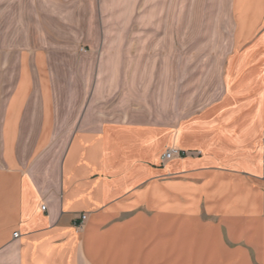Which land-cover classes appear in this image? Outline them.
<instances>
[{"label": "crops", "instance_id": "1", "mask_svg": "<svg viewBox=\"0 0 264 264\" xmlns=\"http://www.w3.org/2000/svg\"><path fill=\"white\" fill-rule=\"evenodd\" d=\"M108 1L0 0V264H264V0H228L211 91L204 78L205 101L182 91L180 109L167 90L164 115L103 110L126 86L119 54L58 92L51 64L76 55L63 39L94 37L72 30L79 5L88 17ZM158 1L119 0L123 36L160 33ZM172 148L189 155L164 164Z\"/></svg>", "mask_w": 264, "mask_h": 264}, {"label": "rangeland", "instance_id": "2", "mask_svg": "<svg viewBox=\"0 0 264 264\" xmlns=\"http://www.w3.org/2000/svg\"><path fill=\"white\" fill-rule=\"evenodd\" d=\"M118 2L116 6L107 7L103 12L101 11L102 4H95L93 16L88 17L86 15L87 7L79 5L76 17L78 25L72 30L75 31L74 33L82 35L86 26L90 28L92 26L94 37L63 39L70 43L71 49L76 50V55L67 56L65 65L62 66L58 62L51 64L56 87L63 99L71 89L82 90L81 85H83L82 81L85 77L90 80L96 77L98 59L102 54L107 53L111 55H104L108 57V61L116 54L121 57V62L124 64L122 66L124 70L121 69V82H125L126 86H130V89L125 86L126 88L123 87L124 91L119 98L116 93L111 98L112 102H104L102 107L104 111L117 112V110H125L128 107L130 109L147 107L155 114L164 115L167 106L171 105L165 101L167 90L170 98L174 101V108L180 106V109H184L181 106L182 91L186 96H190L191 93L195 95V107L203 103L205 101L203 95L198 99V94L203 89V79L207 80L206 90L209 94L212 86L207 82L212 85L211 82L218 77V74L213 72L214 66L218 59L223 58L231 33L228 0H159L157 7L154 8V12L158 15L157 30L160 33L156 36L160 37L159 39H155V35L147 36L142 32H136V27L132 25L131 35L123 36L121 31L124 30V26L118 20L126 13V8L121 7ZM64 9L72 8L64 7ZM41 10L42 8L31 6L32 27L36 25L32 21L36 18L39 20V11ZM104 13L105 18L111 17L109 22L101 21ZM166 16L172 18V29L174 28L172 33H167L170 34L167 39L164 31ZM89 17L90 25L87 22ZM100 24L101 28L104 24L105 29L112 32L111 37L105 40V44H102L103 40L100 37ZM66 26L68 25L63 24L62 30L65 28L69 30V26ZM134 32L136 33L134 34ZM88 45L91 48L88 49L91 55H82L80 53L81 46ZM118 48L121 51H118ZM108 89V86H105V90L108 91ZM182 152L186 153V156L178 159L189 155V152ZM163 156L162 162L164 164L169 162L163 161ZM84 215H81L80 218ZM86 216L88 220V215Z\"/></svg>", "mask_w": 264, "mask_h": 264}, {"label": "built area", "instance_id": "3", "mask_svg": "<svg viewBox=\"0 0 264 264\" xmlns=\"http://www.w3.org/2000/svg\"><path fill=\"white\" fill-rule=\"evenodd\" d=\"M186 156V153L177 150V149H170L166 152V154L163 156V161L167 162V161H171L173 159L176 158H182ZM43 209H45V207H43ZM87 221V216L84 215L80 218V222L78 224V228L81 229L83 227V224ZM14 237L17 238L18 237V233L14 234Z\"/></svg>", "mask_w": 264, "mask_h": 264}]
</instances>
